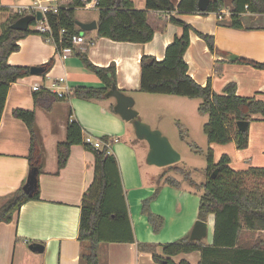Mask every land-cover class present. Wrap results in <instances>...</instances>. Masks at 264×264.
I'll return each instance as SVG.
<instances>
[{"label": "crops", "instance_id": "obj_1", "mask_svg": "<svg viewBox=\"0 0 264 264\" xmlns=\"http://www.w3.org/2000/svg\"><path fill=\"white\" fill-rule=\"evenodd\" d=\"M130 1L137 9L145 7V0ZM179 1L172 0L175 6ZM223 1L221 9L226 13L222 18H217L216 11L205 14H176L175 10L171 11V14L190 24L194 30L213 36L214 46L210 49L195 31H189L190 41L184 53L188 74L201 85L209 82L216 93L222 94L227 84L234 83L237 95L264 101V69L241 61L264 62V15L246 11L247 4H244L241 8L245 11L238 15L240 27H233L230 15L232 0ZM5 7L8 8L6 5ZM12 15L14 13L9 8L4 13L0 12V28ZM149 15L154 23L167 18L169 13L149 11ZM77 20L89 22L97 20V16ZM87 32L80 30L88 46L82 54L98 67L114 64L116 87L133 97L140 86V57L144 54L161 60L166 46L175 36L181 35L183 29L180 25L168 22L163 30H156L152 39L145 43L113 41L97 37L95 30ZM18 44L19 50L8 56L9 64L41 66L52 58L53 65L44 73L45 77H49L48 80L43 78L44 74H30L11 83L0 117V206L23 187L30 170V131L24 121L12 114L13 109L34 111L37 143L42 150V167L38 170L37 178L38 199L24 202L10 222H0V264H85L81 258L82 245L78 239L80 204L93 178L94 156L82 145H72L65 165L58 168L57 144L66 140L67 125L71 120L80 125L82 135L90 134L98 138H107L110 134H115L116 137L130 136L125 124L128 121L114 111L115 99L108 96L109 90L104 97L98 99L72 96V90L80 86L104 87L101 79L83 65L79 52L62 60L53 43L42 35L33 33L20 39ZM59 76L65 77L71 92L65 98H57L54 94L41 100V103L49 106V110H46L34 101L36 91L32 90V86L47 85L50 79ZM251 118L247 147L237 149L235 142H231L228 148V165L235 171L264 167V119H260L258 115H252ZM109 154L118 165L133 239L100 243L98 264H158L147 247L156 246L159 251L160 244L189 235L194 220L198 218L199 200H196L195 205V199L188 188H172L171 193L181 205L182 211L185 202L189 201L186 197L194 204L188 210V215L181 217L182 211L175 213L180 216L175 221L170 218L169 208L156 211L151 205L153 214L161 216L165 222L159 229L160 239L149 233L151 227L146 218H138L146 233L138 231L134 225V216L138 215L141 201L152 194L153 184L142 173L139 147L121 143L119 139L112 145ZM151 173L148 172L149 175ZM154 203H159L158 199ZM205 222H208L207 219ZM203 240L201 239L202 242ZM33 243L42 245V250L30 249L29 246ZM140 246H143L141 250ZM172 258L175 261L185 259L197 264L200 251L180 253Z\"/></svg>", "mask_w": 264, "mask_h": 264}, {"label": "trees", "instance_id": "obj_2", "mask_svg": "<svg viewBox=\"0 0 264 264\" xmlns=\"http://www.w3.org/2000/svg\"><path fill=\"white\" fill-rule=\"evenodd\" d=\"M232 26L240 27L238 15L245 11L241 8L247 4L246 11L264 15V0H232ZM83 0H70L61 5L56 13H47V22L56 40L59 30L65 29L62 44H70V37L80 33L76 26L75 10L82 7ZM224 6L223 0L211 1L206 11H199L197 0H180L175 6L172 0H145V7L137 9L130 0H97V37H106L113 41H128L145 43L152 39L156 30H163L168 22L180 25L183 32L175 36L166 46L164 57L157 60L151 55L140 57V86L139 91L145 93H163L199 97L201 102L198 110L208 115L204 124V132L209 143L235 142L237 149H244L248 145V127L240 131L238 120H252V115L264 119V101L252 97H243L236 94L235 84L229 83L222 94L212 90L210 83L201 85L189 74L184 60V53L189 45V31L193 30L201 37L210 49H213V36L194 30L190 24L171 14L200 13L205 14L217 11ZM149 11L168 12L163 20L151 22ZM12 15L1 24L0 28V117L4 108L6 95L10 84L17 79L30 75L29 67L8 63V56L18 51V41L29 34H38L29 26L26 30H16L10 25L19 18ZM35 21L30 24L33 25ZM88 33V32H86ZM45 37V36H43ZM86 69L94 72L103 82V88L80 86L72 90V96L84 99H98L104 97L111 86L115 84L114 64L107 67H98L92 64L85 54L78 53ZM256 68L264 69V62L241 60ZM53 65L49 59L41 66L44 73ZM54 96L53 93L40 89L34 93V101L46 110L49 106L41 100ZM58 98V97H57ZM12 114L27 125L31 144L28 155L29 168L42 167V150L39 149L35 128V114L33 110L15 108ZM72 145H82L91 151L94 156V172L91 183L85 190L80 204V222L78 239L82 245L81 258L85 264H98V247L102 242H126L133 239L127 212L126 201L121 186L120 173L117 162L105 150L94 149L82 141V129L75 120L67 125L66 140L57 144V164L62 168L70 154ZM207 166L205 179L199 186L202 193L199 195L198 219L205 221L208 213L214 215L212 241L209 244L201 240H190L189 235L171 242L156 246H148L152 258L160 264H192L185 259L175 261L172 256L180 253L200 251L197 264H264V248L257 245L241 247L239 241L244 229L249 231H264V189L248 187L243 182V175L258 174L264 177V167H249L244 171H235L229 164L226 154L214 162L212 151L206 155ZM216 171L214 177L212 172ZM189 183L197 185L188 171L178 169ZM144 199L142 212L155 232L159 231L163 223L161 216L149 210V199ZM31 199H38V189L32 195L25 193L22 188L12 194L0 206V222H10L20 206Z\"/></svg>", "mask_w": 264, "mask_h": 264}, {"label": "rangeland", "instance_id": "obj_3", "mask_svg": "<svg viewBox=\"0 0 264 264\" xmlns=\"http://www.w3.org/2000/svg\"><path fill=\"white\" fill-rule=\"evenodd\" d=\"M12 1H14V3ZM30 2L31 0H25V2L17 0H0V12L4 13L8 9L5 7V5L9 6L11 4H27ZM92 16H97L96 9H84L79 7L75 10L76 19L90 18ZM29 28L34 29V26L30 24ZM133 95L134 98H132L135 101L133 108L138 112L137 119L146 123L152 129L159 130L162 135H164L169 140L172 148L180 154V160L171 165L162 167L148 165L146 163L148 144L145 140L139 139L136 136L132 121L125 123L127 124L130 136L127 137L117 135V137L120 139L121 143H130L135 147H139V153L141 154L140 160L142 173H144L147 180L151 181L153 184L152 194L145 197L144 199L150 198L154 193H156V195H154L151 200L149 199L150 212H152L150 208L151 205L156 211L157 209L163 210L169 208V213H171L170 218L175 221L179 220L178 218H180V216L175 213L181 212L182 207L171 193L172 188H188L191 192V196L195 199L196 205V200H199V195L202 193V189L199 184L205 179V169L207 166L206 155L208 150L210 149L212 151L213 158L216 161L223 154H226L230 158V156L227 154L229 153L228 148L230 144H232L231 142L234 143V141L231 140L227 143L208 142L207 136L204 132V124L208 119V115L201 113L198 110V106L202 101L199 97H188L163 93H145L139 90H137ZM114 135L115 134H110L107 138L115 137ZM179 168L188 171L190 173L191 179L196 182L197 185H191L187 178H185L181 173H178ZM148 172H152L151 175H149ZM243 182L248 187H258L260 189H264V177L259 176L258 174L243 175ZM156 199L159 201L157 204L154 203L156 202ZM185 199L189 201L185 202L181 217H186V215H188V210L192 209V205L194 207V204L190 198L188 199L186 197ZM131 208L134 209L133 204H131ZM137 214L138 215L134 216V225L137 227L138 231L146 233L144 225L138 221L139 217L146 218L147 220L146 214L142 212V203L141 206H139ZM206 219L208 221L207 223L209 224L207 235L203 238V242L209 244L212 241L214 226L213 213H208L206 215ZM147 222L149 221L147 220ZM164 224L165 222L163 219L161 226L163 227ZM193 224L190 228V231L193 227ZM149 225L151 227L149 229V233L151 235L155 234L156 239H160L159 234L161 232H155L152 228V225L150 223ZM190 231L188 233H190ZM151 235L148 236L152 237ZM238 245L241 247H252L257 245L261 248H264V231L253 232L244 229ZM142 247L143 246L139 247L140 250Z\"/></svg>", "mask_w": 264, "mask_h": 264}, {"label": "water", "instance_id": "obj_4", "mask_svg": "<svg viewBox=\"0 0 264 264\" xmlns=\"http://www.w3.org/2000/svg\"><path fill=\"white\" fill-rule=\"evenodd\" d=\"M215 0H197V8L199 11H206L208 4ZM42 14L36 12L35 14H26L15 20L10 27L16 30H26L30 23L34 20H40ZM76 26L83 31L95 30L97 27L96 20L89 22H82L76 20ZM44 68L42 66H30L29 73L31 75L43 74ZM108 96H112L115 99L114 111L125 121H132L135 129L136 136L139 139H143L148 144V153L146 156V162L150 165L155 166H167L171 165L180 160V154L175 151L169 140L162 135V133L157 129H152L146 123L137 119L138 112L133 108L134 99L119 90L115 84H113L108 92ZM236 126L240 131H244L248 127V121L238 120ZM217 170H214L211 174L212 177L215 176ZM38 178V168L32 167L27 175L25 184L22 190L28 195H32L37 187ZM207 235V223L202 220H196L190 233V240H201ZM32 250H42V245L33 243L30 246Z\"/></svg>", "mask_w": 264, "mask_h": 264}, {"label": "built area", "instance_id": "obj_5", "mask_svg": "<svg viewBox=\"0 0 264 264\" xmlns=\"http://www.w3.org/2000/svg\"><path fill=\"white\" fill-rule=\"evenodd\" d=\"M70 0H31L27 4H11L8 8L20 17L26 14H35L40 12L42 18L40 20H34L33 24L34 29L38 34L45 36L44 38L47 41H50L56 47V52L59 58L62 60L67 59L72 56L76 51L83 53L87 49V43L83 34H73L70 37V44H62L61 35L64 34L65 29L59 30L58 40L52 34L51 28L47 22V13H56L61 5L66 4ZM84 4L81 8L91 9L95 8L97 0H83ZM226 11L218 9L216 11L217 18H222L223 14ZM45 74L43 75V78ZM47 80L49 77L46 75ZM40 89L48 90L49 92L55 94L58 98H65L67 94L71 92L70 87L68 86L64 76L56 77L55 79H50L47 85L34 84L32 86L33 91ZM82 141L94 149L105 150L107 154L111 153L112 145L119 141L118 137H109V138H98L90 134H83Z\"/></svg>", "mask_w": 264, "mask_h": 264}]
</instances>
